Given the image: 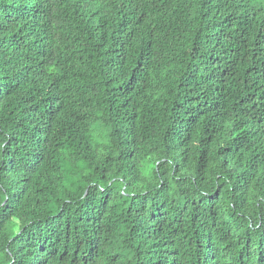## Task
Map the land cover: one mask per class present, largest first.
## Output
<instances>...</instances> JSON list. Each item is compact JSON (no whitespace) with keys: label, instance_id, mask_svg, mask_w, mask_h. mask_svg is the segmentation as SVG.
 I'll list each match as a JSON object with an SVG mask.
<instances>
[{"label":"trees","instance_id":"trees-1","mask_svg":"<svg viewBox=\"0 0 264 264\" xmlns=\"http://www.w3.org/2000/svg\"><path fill=\"white\" fill-rule=\"evenodd\" d=\"M0 264H264V0H0Z\"/></svg>","mask_w":264,"mask_h":264}]
</instances>
